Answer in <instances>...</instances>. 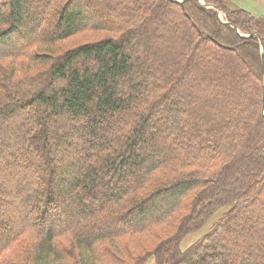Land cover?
<instances>
[{
  "label": "trees",
  "instance_id": "1",
  "mask_svg": "<svg viewBox=\"0 0 264 264\" xmlns=\"http://www.w3.org/2000/svg\"><path fill=\"white\" fill-rule=\"evenodd\" d=\"M178 1L0 0V264H264V18Z\"/></svg>",
  "mask_w": 264,
  "mask_h": 264
},
{
  "label": "rangeland",
  "instance_id": "2",
  "mask_svg": "<svg viewBox=\"0 0 264 264\" xmlns=\"http://www.w3.org/2000/svg\"><path fill=\"white\" fill-rule=\"evenodd\" d=\"M231 7L232 8L238 7L239 8V6L232 4V3H231ZM213 9L215 11H217L215 8H213ZM218 14H219V12H218ZM219 16L221 17V19L225 20V13L224 12L221 11ZM106 37H107L106 33H84V34L78 35V36L64 42L62 44V49L60 48V51L71 50V49H74V47H76V46L86 44L89 42H95V41L104 39ZM225 211H226V209L218 210L217 213H215V215L206 223V225L200 231H196V232H193V233L187 235L184 238V240L182 241L181 248L185 249L188 246H190L191 244H193L194 242L198 241L200 238H202L209 231L211 226L221 218V216L224 214ZM147 264H155V260L150 259V261Z\"/></svg>",
  "mask_w": 264,
  "mask_h": 264
},
{
  "label": "crops",
  "instance_id": "3",
  "mask_svg": "<svg viewBox=\"0 0 264 264\" xmlns=\"http://www.w3.org/2000/svg\"><path fill=\"white\" fill-rule=\"evenodd\" d=\"M229 2L246 10L256 18H264V0H229Z\"/></svg>",
  "mask_w": 264,
  "mask_h": 264
},
{
  "label": "water",
  "instance_id": "4",
  "mask_svg": "<svg viewBox=\"0 0 264 264\" xmlns=\"http://www.w3.org/2000/svg\"><path fill=\"white\" fill-rule=\"evenodd\" d=\"M179 3H182L183 2V0H180V1H178ZM200 2H201V0H200ZM202 3V2H201ZM216 10H217V12H219V14H220V12H221V10H219V9H217V8H215ZM255 36H257L256 34H252L251 36H246V37H255ZM262 60H263V64H264V54L262 55ZM263 75H264V69H263Z\"/></svg>",
  "mask_w": 264,
  "mask_h": 264
}]
</instances>
